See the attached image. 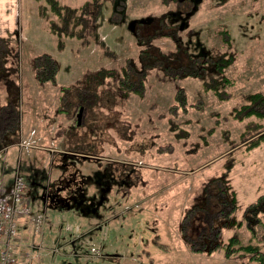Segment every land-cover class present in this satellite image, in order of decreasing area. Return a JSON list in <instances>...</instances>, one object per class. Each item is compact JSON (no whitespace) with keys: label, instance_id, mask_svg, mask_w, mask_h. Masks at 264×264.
Returning a JSON list of instances; mask_svg holds the SVG:
<instances>
[{"label":"rangeland","instance_id":"obj_1","mask_svg":"<svg viewBox=\"0 0 264 264\" xmlns=\"http://www.w3.org/2000/svg\"><path fill=\"white\" fill-rule=\"evenodd\" d=\"M59 1L89 3L83 37L53 33L46 0H0V37L10 40H0V105L13 102L28 128L35 122L37 132L47 135L41 146L22 152L18 129L0 137V178L20 174L35 197L32 208L45 207L50 241L43 264H237L244 257L227 255L223 247L192 249L190 220L213 217L206 209L219 198L206 200L207 192L222 181L233 191L236 220L264 193V119L255 131V116L239 120L232 113L248 93L264 92V0ZM162 23L178 29L181 41L154 38L149 46L155 55L186 59L188 52L234 49L225 70L234 82L225 87L227 97L202 91L198 78L168 77L160 68L146 71L142 95L123 93L122 66H143L137 30ZM220 28L229 40L220 38ZM41 53L58 62L54 82L34 78L32 58ZM178 85L189 102L203 100L202 110L188 108L175 117L187 132L182 137L170 131L165 115ZM80 92L92 98L77 123ZM62 152L71 156L64 160ZM74 168L95 207L44 205V189ZM234 234L250 239L245 226L224 227L222 239Z\"/></svg>","mask_w":264,"mask_h":264},{"label":"trees","instance_id":"obj_2","mask_svg":"<svg viewBox=\"0 0 264 264\" xmlns=\"http://www.w3.org/2000/svg\"><path fill=\"white\" fill-rule=\"evenodd\" d=\"M46 1L51 11L48 26L53 33L65 37L84 36L88 22V2H84L78 6H69L59 0ZM94 4L99 6L101 1H95ZM171 27L170 23H162L155 30L149 29L141 33L137 30L136 38L140 46L143 66L141 69H137L133 64L127 62L120 69L121 73L119 75L115 72L118 75L120 89L125 93L132 92L142 95L144 93L146 71L149 68V70L160 68L163 74L168 77L198 78L202 91L206 93L211 91L218 99L227 97L229 93L225 87L231 86L234 82L233 79L226 76L225 70L231 66L237 55L234 49L229 46L228 49L214 54H194L188 52L186 59H181L179 55L167 57L164 53H161L162 55H155L151 52L149 46L151 40L154 38L169 37L176 42L181 41L180 36L177 34L178 29ZM217 31L222 40H229L230 36L226 28H220ZM1 39L5 43L10 41L9 39L0 37ZM1 43L0 48L2 47ZM58 67L57 60L49 53H41L32 58L33 75L40 83L54 82ZM104 70L107 74L114 72L113 69L107 68ZM188 108L202 110L203 100L197 98L193 102H189L186 88L178 85L175 89L172 103L167 106L165 114L170 131L177 137H182L187 132L179 128L174 119L181 112H187ZM232 113L239 120L255 116L258 121L254 120L251 124H253L255 131L259 130L263 127L261 121L264 119V92L256 90L248 93L246 95V102L239 107H235ZM19 118V111L14 103L9 101L1 104L0 135L17 129ZM207 183H209L207 185V189H209L210 182ZM229 190L222 181L219 187L207 192L208 196L206 200L215 196L219 198L216 207H213L211 202L209 208L206 209V214L209 215V212L212 211L214 218H206L203 221L200 215H197L195 218L193 217L192 221L190 220V233L195 240L190 245L192 249H205L209 252L223 247L227 255L237 253L244 257L237 264H264V193L259 195L254 201L246 204L241 218L236 220L235 211L237 204L235 197L232 195L233 191ZM187 216L188 214L186 213L185 217ZM241 226H245L250 232L249 241L242 242L236 234L229 236L226 240L222 239L224 227L240 228ZM69 264L72 263L69 262Z\"/></svg>","mask_w":264,"mask_h":264},{"label":"crops","instance_id":"obj_3","mask_svg":"<svg viewBox=\"0 0 264 264\" xmlns=\"http://www.w3.org/2000/svg\"><path fill=\"white\" fill-rule=\"evenodd\" d=\"M13 103V102H12ZM4 104V103H3ZM34 125L29 126L25 124L24 120L20 117L19 118V124H18V135H19V141L16 144L19 151H28V147H38L43 139H46L47 135H44L42 133L37 132V127L35 122L31 123ZM4 136V135H3ZM2 136V137H3ZM45 146V145H43ZM26 148V149H23ZM49 149L51 151L58 150L60 148H56L53 146H50ZM70 150H67L66 152H69ZM70 153H75L73 151H70ZM18 174V173H16ZM11 176L8 180H6V177L0 178V198H8L12 186L13 179L15 177ZM32 185H34V182H31ZM26 194L28 195V198L30 200V204L34 202L33 194L26 186ZM54 207V206H53ZM33 210H42L46 212L45 207L37 206L36 209ZM47 216V215H46ZM47 217L46 220L44 218L42 229L40 232L36 233L31 230L30 228V221L24 217L19 215L17 219L18 223V231L17 234L11 239L12 242V250L13 253H15L19 260L22 262V264H43L44 259L49 256V253L45 252V247L48 244V241L50 239L46 238V228H47ZM33 233H32V232ZM44 232V233H43ZM35 250L39 252L38 258L35 259L34 253ZM69 264V263H68Z\"/></svg>","mask_w":264,"mask_h":264},{"label":"built area","instance_id":"obj_4","mask_svg":"<svg viewBox=\"0 0 264 264\" xmlns=\"http://www.w3.org/2000/svg\"><path fill=\"white\" fill-rule=\"evenodd\" d=\"M26 217L38 233L42 229L44 211L33 210L23 177L16 174L8 198H0V264H22L13 253L11 239L18 231V216Z\"/></svg>","mask_w":264,"mask_h":264},{"label":"flooded vegetation","instance_id":"obj_5","mask_svg":"<svg viewBox=\"0 0 264 264\" xmlns=\"http://www.w3.org/2000/svg\"><path fill=\"white\" fill-rule=\"evenodd\" d=\"M125 93V92H123ZM132 92L125 93L126 96ZM124 94V95H125ZM136 94V93H135ZM92 98L88 93H79L78 102L76 104V112L79 107H84L89 103V100ZM82 109V111H83ZM3 135H0L2 137ZM73 155V154H71ZM70 154H66L62 152V157L64 160H67V156H71ZM82 154H75L73 156L81 158ZM64 165L66 163L64 162ZM75 169V168H74ZM78 169L75 171H67L64 172L54 183L53 186L49 185L47 188V192L45 196L47 197L45 205L50 207H69L70 205H75L81 203L86 207L94 208L97 204L96 200H91L85 197V187L83 186L84 179L83 177H79ZM81 176V175H80Z\"/></svg>","mask_w":264,"mask_h":264},{"label":"water","instance_id":"obj_6","mask_svg":"<svg viewBox=\"0 0 264 264\" xmlns=\"http://www.w3.org/2000/svg\"><path fill=\"white\" fill-rule=\"evenodd\" d=\"M82 109L83 107H79V110L76 114V119H77V123H80V119H81V115H82ZM81 156H85V155H81ZM47 188L48 186L44 189L42 195H41V200L43 201L44 205H45V202H46V199L47 197L45 196L46 192H47ZM34 200H35V197L33 196Z\"/></svg>","mask_w":264,"mask_h":264}]
</instances>
